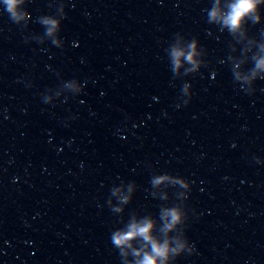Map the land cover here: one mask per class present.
Returning a JSON list of instances; mask_svg holds the SVG:
<instances>
[{
	"label": "clouds",
	"instance_id": "clouds-1",
	"mask_svg": "<svg viewBox=\"0 0 264 264\" xmlns=\"http://www.w3.org/2000/svg\"><path fill=\"white\" fill-rule=\"evenodd\" d=\"M5 3L7 5V10L12 13V15L15 17V6L17 3V0H5ZM253 7L252 3L247 2V0H237V4L233 5V11L229 15V17L225 20V23L231 25L232 27H235L238 25L240 19L242 18L243 14H245L247 11L251 10ZM175 219V217H173ZM150 224H145L143 227H139L136 225L132 226L131 233L125 237L118 238L116 240V243H121L124 239H130L133 235H144L147 239V233L150 229ZM154 251L157 252V254H161L162 252L160 249H156L154 246ZM142 264H153V260L151 258L146 257L145 260L142 262Z\"/></svg>",
	"mask_w": 264,
	"mask_h": 264
}]
</instances>
